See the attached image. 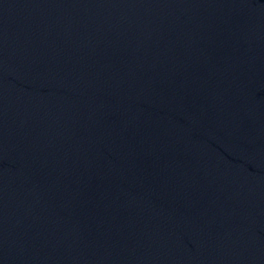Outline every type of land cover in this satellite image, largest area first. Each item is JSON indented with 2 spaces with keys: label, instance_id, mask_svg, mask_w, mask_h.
Here are the masks:
<instances>
[{
  "label": "water",
  "instance_id": "water-1",
  "mask_svg": "<svg viewBox=\"0 0 264 264\" xmlns=\"http://www.w3.org/2000/svg\"><path fill=\"white\" fill-rule=\"evenodd\" d=\"M0 264H264V0H0Z\"/></svg>",
  "mask_w": 264,
  "mask_h": 264
}]
</instances>
